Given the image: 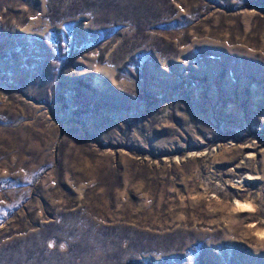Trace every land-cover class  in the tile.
<instances>
[{"label":"rangeland","instance_id":"rangeland-1","mask_svg":"<svg viewBox=\"0 0 264 264\" xmlns=\"http://www.w3.org/2000/svg\"><path fill=\"white\" fill-rule=\"evenodd\" d=\"M0 264H264V0H0Z\"/></svg>","mask_w":264,"mask_h":264},{"label":"bare ground","instance_id":"bare-ground-1","mask_svg":"<svg viewBox=\"0 0 264 264\" xmlns=\"http://www.w3.org/2000/svg\"><path fill=\"white\" fill-rule=\"evenodd\" d=\"M247 180H248V181H251V180H253V178H252L251 176H250V177L248 176V177H247Z\"/></svg>","mask_w":264,"mask_h":264}]
</instances>
